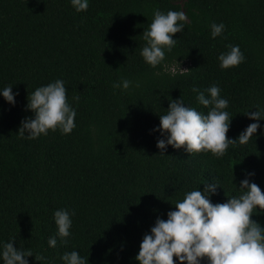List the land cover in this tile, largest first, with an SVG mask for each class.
Listing matches in <instances>:
<instances>
[{"label": "trees", "instance_id": "1", "mask_svg": "<svg viewBox=\"0 0 264 264\" xmlns=\"http://www.w3.org/2000/svg\"><path fill=\"white\" fill-rule=\"evenodd\" d=\"M154 9L182 10L187 19L152 67L140 51ZM213 22L225 24L215 38ZM235 44L245 59L221 68L219 53ZM57 78L76 108L75 128L21 136V121L34 115L28 95ZM121 78L140 86L114 87ZM10 84L15 104L0 95V248L14 239L32 251L29 264H65L61 256L73 249L88 264H139L143 235L187 191L215 179L210 199L223 202L247 177L264 192V118L248 142L222 156L171 145L160 153L161 133L153 131L169 99L207 113L194 85H219L229 101V138L254 122L247 111L264 112V0H89L79 12L70 0H0V89ZM59 208L74 212L71 235L49 247ZM253 212L264 226V210Z\"/></svg>", "mask_w": 264, "mask_h": 264}, {"label": "clouds", "instance_id": "2", "mask_svg": "<svg viewBox=\"0 0 264 264\" xmlns=\"http://www.w3.org/2000/svg\"><path fill=\"white\" fill-rule=\"evenodd\" d=\"M70 3L78 12L87 10L89 6V0H70ZM186 19L182 10L164 12L154 9L153 19L143 31L145 43L140 55L145 62L155 67L164 60L165 51H171L176 44L177 38H173V34L183 31ZM210 28V34L215 38L222 34L225 24L213 22ZM227 47L228 50L217 57L221 68L236 66L245 59L238 44ZM134 83L136 87L140 86L139 81L121 78L113 86L127 90ZM12 86L0 89V95L14 105L18 93L12 91ZM192 91L196 93L197 101L208 107L207 113L186 104L182 97L169 99L167 112L159 114L160 123L153 129L161 133L156 142L160 153L164 154L167 146L171 145L184 147L188 153L210 151L222 156L230 144L248 142L261 127L259 118H264V112L255 107L256 111L245 113L254 118V122L248 124L237 138L227 137L232 117L226 111L229 101L220 95L219 85L212 84L205 90L194 85ZM73 99L78 100L79 97ZM26 108L34 115L21 121L18 131L21 136L27 132L28 138H36L57 128L62 133H69L76 126V108L68 101L63 79L57 78L36 87L27 97ZM218 185L213 179L203 189L198 187L187 191L183 199L175 202V208L167 212V219L157 217L140 242L135 257L139 264H202L204 259L207 264H264V226L251 218L254 208L257 212L264 210V192L258 184L245 177L240 181L239 188L243 191L238 196L213 203L210 196ZM72 215L74 212L70 213L65 208L54 211L57 232L49 236V247L57 245V237L66 243L63 238L71 235ZM13 240L3 243L0 248V262L29 264L27 257L33 255L32 251L14 247ZM61 260L65 264L89 262L88 257L81 256L75 249L64 252Z\"/></svg>", "mask_w": 264, "mask_h": 264}, {"label": "rangeland", "instance_id": "3", "mask_svg": "<svg viewBox=\"0 0 264 264\" xmlns=\"http://www.w3.org/2000/svg\"><path fill=\"white\" fill-rule=\"evenodd\" d=\"M177 3H180V4H182L183 5V3H184V1L185 0H175Z\"/></svg>", "mask_w": 264, "mask_h": 264}]
</instances>
